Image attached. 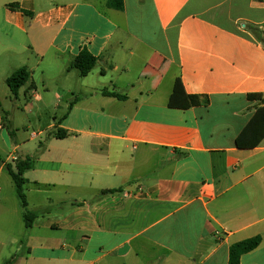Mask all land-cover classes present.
Instances as JSON below:
<instances>
[{
    "label": "crops",
    "instance_id": "crops-1",
    "mask_svg": "<svg viewBox=\"0 0 264 264\" xmlns=\"http://www.w3.org/2000/svg\"><path fill=\"white\" fill-rule=\"evenodd\" d=\"M123 1L0 0L5 97L63 113L9 143L0 102V264H229L256 236L240 264H264V140L236 145L264 97V0ZM27 158L28 229L7 171Z\"/></svg>",
    "mask_w": 264,
    "mask_h": 264
},
{
    "label": "trees",
    "instance_id": "trees-1",
    "mask_svg": "<svg viewBox=\"0 0 264 264\" xmlns=\"http://www.w3.org/2000/svg\"><path fill=\"white\" fill-rule=\"evenodd\" d=\"M109 5L111 8L122 11L124 9L123 0H109ZM8 8L13 11H20L25 15L30 17L33 16L32 13L20 9L18 4L8 5ZM97 58L94 57L87 49H83L82 52L75 58L72 63V68L79 71L80 75L87 76L97 65ZM30 78V73L27 68H21L16 71L8 80L7 84L13 97L17 98L20 89L26 85ZM106 96H113L118 99H125L124 96L115 95L113 93H104ZM249 100L259 101L262 107L255 113L251 121L247 124L242 133L238 136L236 140V145L239 149H252L260 145L264 140V97L262 95H249ZM190 104L194 107L198 106H208L209 99L207 97L201 96H190ZM67 132L63 130H57L55 133L56 138L64 139L67 137ZM33 168V161L31 159H24L16 164V169L14 170L11 165L7 166V171L10 174L15 187L16 195L20 202L22 209L24 210V220L26 228H31L36 215L28 210V202L26 194L24 191V186L27 180L24 178V174ZM262 238L256 236L234 244L230 248L229 254V264H240V258L242 255L252 252L260 246ZM13 259H10L6 264H10Z\"/></svg>",
    "mask_w": 264,
    "mask_h": 264
},
{
    "label": "rangeland",
    "instance_id": "rangeland-1",
    "mask_svg": "<svg viewBox=\"0 0 264 264\" xmlns=\"http://www.w3.org/2000/svg\"><path fill=\"white\" fill-rule=\"evenodd\" d=\"M5 89H8L5 83L0 85V102L8 112V121L3 123V131L9 143L13 141L12 138L14 139L13 133L19 138L28 139L34 131H47L49 125L56 121L55 117L60 118L63 115L61 110L55 109V105L36 102L31 104L23 97L20 100L7 99ZM5 158V155L0 151V161Z\"/></svg>",
    "mask_w": 264,
    "mask_h": 264
},
{
    "label": "built area",
    "instance_id": "built-area-1",
    "mask_svg": "<svg viewBox=\"0 0 264 264\" xmlns=\"http://www.w3.org/2000/svg\"><path fill=\"white\" fill-rule=\"evenodd\" d=\"M12 161L13 162H17L18 161V158L17 157H12Z\"/></svg>",
    "mask_w": 264,
    "mask_h": 264
}]
</instances>
